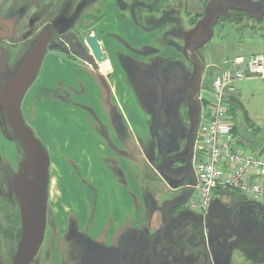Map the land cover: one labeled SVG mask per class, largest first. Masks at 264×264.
Segmentation results:
<instances>
[{
  "label": "rangeland",
  "instance_id": "1",
  "mask_svg": "<svg viewBox=\"0 0 264 264\" xmlns=\"http://www.w3.org/2000/svg\"><path fill=\"white\" fill-rule=\"evenodd\" d=\"M132 1L133 0H55L53 3H48L47 17L32 19V40L28 39L26 42H20L18 45L12 47V49H5L4 53L0 54V71L2 72L1 74L6 73L2 83L5 84L8 79L19 70L43 29L45 30L50 25L59 22L67 25V29V22L70 21L72 24L71 26H74L73 28L77 30L78 38L86 51H89L88 45L85 42V38L88 35H94L99 40L104 51V58L106 57V59L101 61L102 63H100L96 71L88 70V68H90L89 64L76 55H68L70 58L75 59L77 63H84L86 67H88L87 70L94 76L102 78L105 75H109L107 73L110 72L112 67L109 69L107 68V66H111L108 57L114 61L117 59V56L126 52V54H130L134 59L138 60L140 56L151 53L152 46H148L144 44V42L155 43V45H157V41H160L167 45L170 43V45L167 46L170 50H167V54L172 56L169 60H176L177 64L187 71L188 76L192 79L191 89L193 90V85L195 83V65L189 58V47L192 44H196L195 52L200 59L203 60L202 53L204 51V46L201 42L208 33H206V30L202 31L199 37V43H195V33L199 25H203L204 21L200 23L199 16L195 15V21L191 24L194 16L192 17L189 12L197 10L199 13H202V4L210 0H143V4L135 7L132 6ZM199 2H201V4H199ZM212 4L214 5V3ZM8 6H10V4H8ZM41 7L44 8V5L31 4L26 8V5L22 4L16 10L20 11L21 16L26 15L30 11L31 13L28 14L34 16L36 11ZM133 7L137 18H132L129 14V9H133ZM233 7L234 6H232V8ZM225 8L227 10L228 6ZM225 8L223 9L224 11ZM229 8H231V6ZM185 10H188V12L186 13ZM92 11L94 13H91ZM8 12L10 14L11 9L10 11L8 10ZM244 18L246 20L244 19L245 21L239 24L228 20H220L212 30L210 41L211 43H218L225 46V52L227 53L225 54L227 56L225 58L232 57L234 50H240L238 52L242 54H247L256 49L264 52V30H262V26H260L264 24V18H261V21H257L258 19L254 20L252 15L249 17L251 19L247 17ZM138 32L140 35L137 34ZM147 38L150 42H146L148 40ZM234 41L237 42L238 46H234ZM132 44H135V46L132 47ZM212 49L211 52L213 54L214 48ZM52 53L58 52L52 49L46 50L38 75L26 91L21 102V113L26 124L28 125V120L32 121L34 119L33 124L42 138L33 131L35 136L41 139L39 140L42 144L44 139L50 144V147L48 145L46 146L45 143L43 144L47 149L50 159L48 167L49 183L46 204V230L43 242L30 264H44L43 258L46 253L50 250L54 252V249L56 251L57 246L58 251L61 253V239H64L66 243V257H69L70 253H76L77 257L82 260L88 257V254H91L86 248V244L79 239L81 235H88L87 228L82 226L83 223L79 220L78 214H76L79 211L76 212V209H74L73 212V210H71L73 208H68V206L73 205L69 204L70 202L81 205L80 199L82 198V193L85 195L82 187L89 186L80 179L83 178L82 174L78 180L74 177L77 174L80 175L79 171L81 168L79 167V169H76L74 165L78 173L72 172L73 163H71L70 160L63 161V157L60 154L61 150L56 146L57 137L54 136V126L64 119L63 122L66 123L67 126H71L75 135L79 137L82 133V131H80L81 123L84 122L82 120V114H85V112L80 110L79 107L74 106L73 103L51 99L54 97L58 98L59 95L57 93L47 92L39 88V86L47 85L49 82L52 83L54 81L51 76L52 72L56 75H61V80L58 81L56 87L58 89H63L65 84L59 83L64 82L69 83L70 86H75L78 90L84 89L85 92L74 95V98L71 100L81 104V107L84 106L83 109L86 107L94 109L97 114H101L98 107L99 100L97 99L100 87L93 85L92 81L94 76H88L86 70H82L78 67L75 68L74 65L66 63L65 61L62 63L56 62V64H54V61L52 62L50 57ZM217 56H219V54ZM220 60L219 58L215 60L214 56L211 55L210 66L204 64L202 61L203 73L201 84L198 90L193 93L192 107L189 105L187 98H185L181 101H177V103H173V105L171 104L169 109L167 108V111L169 110L175 113L180 123L178 137L171 140L170 143L164 145L162 149L159 150L156 134L151 126L150 138L152 145L150 144L151 151L146 152V158L153 167L151 164H148L146 159V204L151 201L159 203L164 198H173L176 196L173 191L174 187L172 181L169 179L167 172H174V168L172 167H177L178 163L174 164L171 161L169 168L164 157L167 156L169 159L173 154H183L188 151V136L191 131H195V125L200 123L202 108H204V104L201 106L199 99L204 100L205 81L210 87L213 77H209L207 82V78H203L204 73H208L211 69L216 72V69L221 67L226 61L221 62ZM112 64L116 65L117 63L112 62ZM70 74H72L73 77H71ZM59 77L60 76H58V78ZM202 83H204V86ZM235 88L244 106V111L247 113L248 120L244 117V113L241 109H236L235 116L232 117L236 129L234 135L235 137L244 138L246 142L251 140L254 144V148L256 149L259 147L258 150L260 149L262 152L264 151V78L253 76L240 80L235 83ZM34 97L37 100L44 99V104L40 105L35 116H33L34 112L32 110ZM45 100H49L50 102ZM121 103L125 108V112L128 113L131 123L136 126L138 124L136 114L131 108L125 105L124 101H121ZM42 108H44V112L41 111ZM47 112L59 118H57V120H52ZM77 113L81 114L78 115ZM115 113L116 111L113 110V116ZM50 123H52L53 126H51ZM78 140L79 139L76 140L69 150L70 152L76 151L75 156L72 157L75 159L76 164L79 162V166L81 161L79 156H77L79 149L74 147L78 145ZM82 141H86L83 142L84 145H82L86 153V156H84L86 162L82 161V164L84 165L86 163L88 165L87 170L90 169L89 167L91 166L95 168V158L92 157V154L95 153V148L89 146L92 141L88 137ZM240 147L244 150L248 149L247 146L240 145ZM90 157L92 158L90 159ZM24 159L25 155L18 141L7 139L0 127V264L10 263L8 257L12 256L14 239L19 236V205L11 190L10 180L19 170ZM165 165L167 167H165ZM62 167L66 168V172L62 170ZM83 172H86V169H84ZM87 175L89 174L87 173ZM97 184L98 183H96V186L99 185ZM63 186L70 188L74 194L66 196L65 198L67 201L65 200L64 202L62 200V202H60L59 200L62 194H65L62 188ZM220 192L224 191L221 190ZM86 203L88 204V201ZM115 205L118 207V201L113 202L112 207L116 208L114 207ZM64 213L67 214L63 215ZM117 213L121 214V211L118 210L114 212V217ZM14 220V226L11 228L10 225H12ZM85 225L87 226V222ZM65 227H67L66 230H64ZM258 238L259 242H261L258 243L259 246L257 243L250 246L251 249L249 250V254L245 256L247 260L251 261L250 264L253 262L256 264H264V234H260ZM235 250L238 251L239 249L233 248V251ZM238 254L241 253L239 252ZM241 255L243 256V254ZM52 261L53 260L50 258L46 264H58L57 260ZM236 261L245 264L244 257L239 256Z\"/></svg>",
  "mask_w": 264,
  "mask_h": 264
},
{
  "label": "crops",
  "instance_id": "2",
  "mask_svg": "<svg viewBox=\"0 0 264 264\" xmlns=\"http://www.w3.org/2000/svg\"><path fill=\"white\" fill-rule=\"evenodd\" d=\"M214 1L216 0H210L203 3L201 10L203 12L200 14L207 13L206 9L208 5H210ZM239 1H243L244 3L252 6L257 3L264 4V0ZM199 4H201V2H199ZM185 11L186 13L188 12V10ZM196 13L199 12L197 10H192L191 12H189V14H191L192 16ZM201 19L205 22L207 21L208 16H205V18H200L199 22L201 21ZM219 21L220 18H217L211 24V28H209L207 32L209 36L212 35V30L218 24ZM137 34L140 35L139 32ZM146 42H150V40L148 39ZM144 44L152 46L151 53H147L140 56V59L138 60L134 59L133 56H131L130 54H126V52L124 54H121L120 56H117V59L114 61H112V59L108 57L111 66L109 65L107 66V68H112L110 72L107 73L109 75H105L102 78L94 76L88 71H96L98 68L93 69L89 65L91 68L90 69L86 67L84 63H77L75 59L70 58L68 56L69 54L52 53V55L50 56L52 62L54 61V64H56V62L62 63L63 61H65L66 63L74 65L75 68L78 67L82 70H86L88 76H94V79L92 81L93 85L96 87H100L99 96H97V99L99 100L98 107L100 109L101 114H97V112L94 109H91L90 107H86L85 109H83L84 106L81 107V104H78L71 100L74 98V95L85 92L84 89L78 90L75 86H70L69 83L64 82L59 83L65 84L64 88L58 89L56 86L58 81L61 80V75H56L54 72H52L51 76L54 81L52 83L49 82L47 85L45 84L43 86H39V88H42L47 92L57 93L59 95L58 98L54 97L51 99H58L63 102L65 101L68 103H73L74 106L79 107L80 110H83L85 112V114H82V120L84 122L81 123L80 131H82V133L79 137L75 135L71 126H67V124L63 122L64 119H62L61 122H58V124L54 126V136L57 137L56 146L59 147L61 150L60 154L63 157V161L70 160L71 163H73L72 172L74 171L75 173H78L76 169H79V167L81 168L79 171L80 175L77 174L74 177H76L78 180V178H80L82 174L83 178L80 179L83 180V183L89 186L84 187L82 184V190L85 195L82 193V198L80 199L81 205L76 204L75 202H70L69 204L73 205L68 206V208H73L71 209L73 210V212L74 209H76V212L79 211L76 214H78L79 220L83 223L82 226L87 228L88 236H90L94 240H97V242L103 241L114 245L118 240L119 235L124 230H128L130 234L135 235V232H138L140 230L142 231L145 229L148 230V228H153L152 226H148L144 219V197L146 195L145 185L147 176L145 163L147 159L146 152L151 151L150 131L151 126L157 119V110L155 109V101L152 96V91L150 87L151 81L148 78V70L146 69L151 66L154 59L169 60V58L172 56L167 54V50L170 51L167 48V46H169L167 44H163L160 41H157V45H155V43L153 44L145 42ZM233 44L234 46H238L237 42L235 41ZM202 45L204 46V51L202 53V61L208 66L211 65V55L214 56L215 60L219 58V60L221 59L220 61L223 62L225 60H231L238 56L248 57L251 54L255 53L264 54V52L259 49L248 52L247 54H242L238 52L240 50H234L232 53V57L225 58L227 57L225 55L227 54L225 52V46H222L218 43H211L210 37ZM134 46L135 44H132V47ZM212 48H214L213 54L211 52L213 50ZM218 54L219 56H217ZM104 59H106V57ZM112 62H116L117 64L113 65ZM99 65L100 63H98V66ZM214 72L215 71L211 69L208 73H204L203 78H207L208 82V78L212 77L214 75ZM58 76L60 77L58 78ZM70 76L73 77L72 74H70ZM202 85L204 86V83H202ZM204 89V100L199 99L201 106L204 104V108H202L201 112V118L205 117L206 115L209 98V86L208 84H206V81ZM121 101H124L125 105L131 108L136 114L138 120V124L136 126L131 123L129 115L125 112V108ZM42 104H44V99L37 100L35 97L33 98V116H35L36 111L39 110L40 105ZM113 110L116 111L114 116ZM41 111L44 112V108H42ZM47 114L50 116V118H52V120H57V118H59L55 115L50 114L49 112H47ZM77 114L80 115L81 113ZM33 120H28V125L33 129V131L38 134V132L36 131V127L33 124ZM231 121H233L232 118ZM50 124L51 126H53L52 123ZM87 137L90 138L92 141L89 146L95 148V153L92 154V157L95 158L96 165L95 168L91 166L88 170V165L86 163L84 165L82 164V161L86 162V158L84 157L86 156V153L85 149H83L82 146L84 145L83 142L86 141L82 140H85ZM236 138L239 146L243 145L248 147L247 151L261 152L260 149L258 150L259 147L256 149L254 148V144L251 140H248L249 142H246L244 138H240L238 136ZM77 139H79L78 145L74 147L79 149L77 153V156H79V159L81 160L79 166V162L76 164L75 159L73 158L75 156L76 151H71V154L69 150L74 145ZM44 143L46 146L50 145L46 139H44L43 144ZM190 145L191 146L189 148L191 149L192 154L193 139ZM158 149H162L160 143H158ZM92 157H90V159ZM148 164H151L150 161H148ZM74 165L76 166V169L74 168ZM84 169H86V172L88 171L87 173L89 175H87L86 172H83ZM62 170L66 172L65 167H62ZM96 183H98L99 185L97 184L98 186H96ZM62 188L65 194H62V197L59 201L62 202L63 200L65 202V200L67 201L65 197L73 195L74 193L70 190V188H67L65 186H63ZM220 191L221 190L214 192L215 197H217L218 199H221L222 197L225 198L226 196L228 197V195H231L227 194L226 192ZM237 192L239 193V195L245 197L240 191ZM194 195L195 194L193 192L192 198L194 197ZM87 201L88 204L86 203ZM89 201L91 202V204ZM115 201H118L119 205L118 207L115 205L114 207L116 208H113L112 205ZM118 210L121 211V214L117 213L114 217V212ZM66 214L67 213H64L63 215ZM152 216L153 218L157 217V215L155 214ZM86 222L87 226L85 225ZM239 250L233 251V255L230 258L229 263L241 264L236 261V259L241 256L244 257L245 264H250L251 261L247 260L245 258V255L242 256L241 254H238L240 252ZM252 264L256 263L253 262Z\"/></svg>",
  "mask_w": 264,
  "mask_h": 264
},
{
  "label": "flooded vegetation",
  "instance_id": "3",
  "mask_svg": "<svg viewBox=\"0 0 264 264\" xmlns=\"http://www.w3.org/2000/svg\"><path fill=\"white\" fill-rule=\"evenodd\" d=\"M54 1L0 0V54H3L5 49H12V47L18 45L20 42H26L28 39L32 40V19L47 17L48 3H53ZM22 4L26 5V8L31 4L44 5V8L41 7L36 11L34 16L28 14L31 11L21 16L20 11L16 9ZM132 4L134 7L140 6V4H143V0H133ZM134 7L133 9H129V14L132 18H137ZM10 9L11 13L9 14L8 10L10 11ZM91 13L94 12L92 11ZM67 24V29V25L61 22L47 27L54 28V33L49 44H59L65 47V39L62 36L64 33L72 32L75 35L73 38L74 42L84 48L78 38L77 30L73 28L74 26H71L70 21ZM58 26L62 27L61 32L57 29ZM195 36L198 37L197 32ZM52 50L58 53L76 55L71 51L65 52L58 48H53ZM146 70H148L147 74L151 81L150 87L155 101V109L157 110V119L153 123L152 128L156 134V141L163 147L179 136L180 123L178 118L174 112L167 111V108L169 109L171 104L173 105V103H177V101L185 98H187L189 105L192 107L193 93L198 88H196L195 82L193 90L191 89V77L188 76L186 70L177 64L176 60L154 59L151 66ZM1 73L0 71V81L2 83L6 73ZM192 133L193 131L188 136V151L183 154H173L169 159L167 156L164 157L169 168L171 161L174 164L178 163L177 167H172L174 168V172H167L172 181L173 191L176 196L164 198L159 203L153 201L147 204L146 202L144 203V219L148 226L153 227L152 229L140 230L135 232V235L130 234L128 230H124L114 245L103 241L97 242V240L88 235H81L79 236L80 241L86 244V248L91 253L82 260L77 257L76 253H70V256L66 257V243L64 239H61V253L58 251V246L56 251L55 249L54 252L50 250L43 258L44 264L50 258L53 261L57 260L58 264H230L233 248H239L241 254L246 256L249 254L250 246L256 243L259 246L258 243L261 242H259L258 236L264 234V202L259 203L260 209H258L257 207H253L250 202L247 203L246 201H249V199L239 195L236 190L226 189L224 192L231 195L219 199L213 215L207 218L206 214L192 205V194L194 191L189 185L190 179L184 173L186 165L191 162L192 154L189 147L192 143ZM165 167L167 166L165 165ZM215 198L217 197L214 196L213 200ZM146 199L144 197V201ZM164 201L170 202L168 212L172 219L171 224L166 230H164L166 219L162 211V202ZM154 214L157 217L153 218L152 215ZM224 218L228 219L229 223L222 231L223 236L208 242L207 238H211L214 235V232H210L208 227L211 224H224ZM14 223L15 220L10 225L11 228L14 226ZM18 233L20 236L21 222ZM163 238H166L169 244L164 243ZM16 239H14L12 256L8 257L10 260L9 264H12L15 250H17ZM198 243L200 245L197 246V249L194 248V245Z\"/></svg>",
  "mask_w": 264,
  "mask_h": 264
},
{
  "label": "water",
  "instance_id": "4",
  "mask_svg": "<svg viewBox=\"0 0 264 264\" xmlns=\"http://www.w3.org/2000/svg\"><path fill=\"white\" fill-rule=\"evenodd\" d=\"M57 29L62 31L61 26H58ZM53 33V27L45 29L35 41L19 70L5 84L0 81V127L7 139L18 141L25 155L19 170L10 181L11 190L19 205L21 222V235L12 264H29L43 241L49 183V155L45 146L24 120L21 113L22 99L36 79L47 49L58 48L65 52L71 51L93 69H97L98 63L104 59L100 42L94 35H88L85 38L89 48V51H85L82 46L74 42L75 35L72 32L64 33L62 36L65 39V47L59 44H49ZM195 46L196 44H192L189 47V58L195 65V86L199 88L203 63L195 52ZM184 173L189 177L191 186H194L196 177L190 164L186 165ZM217 201L214 200L209 205L206 218L213 215ZM246 202H250L253 207L260 209V205L256 201L249 200ZM169 206L170 202H162V211L166 219L164 230L171 224L172 220L168 212ZM223 222L224 224H211L208 227L210 232H214L213 237L207 238L208 242L223 236L222 231L224 227L228 226L229 220L224 218ZM163 242L169 244L166 238H163ZM199 245V243L194 245V248L197 249ZM173 261L175 262V260Z\"/></svg>",
  "mask_w": 264,
  "mask_h": 264
},
{
  "label": "built area",
  "instance_id": "5",
  "mask_svg": "<svg viewBox=\"0 0 264 264\" xmlns=\"http://www.w3.org/2000/svg\"><path fill=\"white\" fill-rule=\"evenodd\" d=\"M264 78V54L238 56L216 69L208 89V105L193 137L191 164L196 176L193 206L206 211L215 191L233 189L264 202V152L242 150L232 134L226 99L235 83Z\"/></svg>",
  "mask_w": 264,
  "mask_h": 264
},
{
  "label": "trees",
  "instance_id": "6",
  "mask_svg": "<svg viewBox=\"0 0 264 264\" xmlns=\"http://www.w3.org/2000/svg\"><path fill=\"white\" fill-rule=\"evenodd\" d=\"M214 5L211 3L208 5L206 12L204 14L196 13L194 14V18H192L191 24L194 23V19L196 16H199V18H205V16H208V19L206 23L204 22L203 25H199L198 30L196 31L198 34V37L195 36V43H199V37L202 31L206 30V33L208 32L209 28H211V24L215 21V19L220 18V20H228L230 22L234 23H241L245 21L246 19L244 17H247L248 19L251 15L254 18V20L261 21V18H264V4L258 3L256 6H252L249 4L244 3L243 1H227V0H216L213 2ZM226 6H228V9L226 10ZM231 6V8H229ZM232 6H234L232 8ZM225 8V11L223 10ZM227 12V14H226ZM207 14V15H206ZM226 14V15H225ZM254 15V16H253ZM192 16V17H193ZM245 19V20H244ZM202 22V19L200 23ZM204 26V27H203ZM262 26V30H264V24L260 25ZM203 27V28H202ZM209 34L205 37V39L201 42L203 44L207 39ZM46 91V90H45ZM227 107H228V115L232 118L235 116L236 109H241L244 113V117L246 120H248L247 113L244 111V106L235 90L234 93H231L228 95L226 99ZM230 118V120H231ZM232 123V134L235 137V124Z\"/></svg>",
  "mask_w": 264,
  "mask_h": 264
},
{
  "label": "bare ground",
  "instance_id": "7",
  "mask_svg": "<svg viewBox=\"0 0 264 264\" xmlns=\"http://www.w3.org/2000/svg\"><path fill=\"white\" fill-rule=\"evenodd\" d=\"M100 63H102V62H100ZM11 181V180H10ZM19 239H20V236L17 238V240H16V249H17V246H18V242H19ZM15 252H16V250H15ZM13 260V259H12Z\"/></svg>",
  "mask_w": 264,
  "mask_h": 264
}]
</instances>
